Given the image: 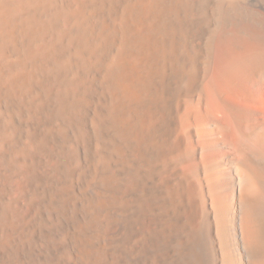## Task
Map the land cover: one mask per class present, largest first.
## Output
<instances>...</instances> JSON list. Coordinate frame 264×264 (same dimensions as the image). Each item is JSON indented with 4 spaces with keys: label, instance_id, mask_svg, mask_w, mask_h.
I'll return each instance as SVG.
<instances>
[{
    "label": "bare ground",
    "instance_id": "bare-ground-1",
    "mask_svg": "<svg viewBox=\"0 0 264 264\" xmlns=\"http://www.w3.org/2000/svg\"><path fill=\"white\" fill-rule=\"evenodd\" d=\"M0 264H264V0H0Z\"/></svg>",
    "mask_w": 264,
    "mask_h": 264
}]
</instances>
